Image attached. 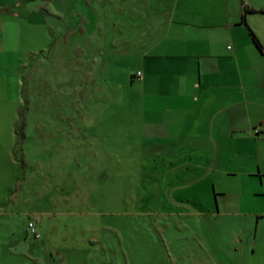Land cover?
<instances>
[{
	"label": "rangeland",
	"instance_id": "374dc122",
	"mask_svg": "<svg viewBox=\"0 0 264 264\" xmlns=\"http://www.w3.org/2000/svg\"><path fill=\"white\" fill-rule=\"evenodd\" d=\"M81 1L66 0L58 19L59 0H28L37 10L46 6V25L22 26L21 33L17 22L3 27L14 38L0 61V146L11 149L19 169L13 163L10 186L7 176L0 181V212H26L40 237L20 227L29 237V256L23 254L22 233L2 217L0 264H197L200 256L264 264V218L245 212L253 204L264 214V195H240V176L214 188L212 171L157 146L140 121L142 91L129 81L137 58L93 49L111 39L122 44L147 26L132 18L126 25L119 0L108 3L111 14L103 5L81 9ZM81 14L86 22L78 25ZM60 115L66 131L58 149V137L45 131ZM8 123L16 132L9 134Z\"/></svg>",
	"mask_w": 264,
	"mask_h": 264
},
{
	"label": "crops",
	"instance_id": "0c3cea01",
	"mask_svg": "<svg viewBox=\"0 0 264 264\" xmlns=\"http://www.w3.org/2000/svg\"><path fill=\"white\" fill-rule=\"evenodd\" d=\"M27 1L0 0V61L6 55L5 42L14 38L4 33L5 23L17 22L20 33L22 26L46 25L42 13H47L46 6L41 4L37 10ZM119 1L126 10V25L132 18V24L147 27L139 34L128 33L122 44L116 45L111 39V43L93 49L137 58L138 65L131 70L129 81H136L142 91L140 121L148 135L155 138L162 150L188 154L186 158L194 167L212 171L214 188L220 180L240 176L241 184L245 182V187L239 189L240 195H264V0ZM81 2V9H99L103 5L107 14L114 10V6H108L111 0ZM134 6L137 9H132ZM66 7V0H59L58 9H54L58 19L65 17ZM83 14L76 22L78 25L86 22ZM98 15L94 19L97 26L102 24ZM109 17L114 22L116 17ZM99 35L92 39L100 40L103 35ZM137 71L139 78L133 76ZM1 87L0 82V91ZM65 120V115H60L54 129L45 131L58 137L53 143L58 149L65 146ZM79 120L83 118L80 116ZM4 126L0 113V135ZM6 127L9 134L16 132L13 123ZM13 163L11 149L0 146V181L7 176V186L14 182ZM14 169L18 171L17 163ZM219 190L225 192L221 187ZM250 206L245 212H256V219L264 218V214L257 213L263 211ZM28 215L0 212V221L2 217L14 219V232L18 226L22 233L20 227L26 229ZM22 236L20 242L26 255L30 248L25 241L29 237H25V232ZM199 238L201 244H207L202 234ZM35 249L33 243V254ZM243 249L242 246L240 253ZM209 260L200 256L196 261L214 264Z\"/></svg>",
	"mask_w": 264,
	"mask_h": 264
},
{
	"label": "built area",
	"instance_id": "2783aa9c",
	"mask_svg": "<svg viewBox=\"0 0 264 264\" xmlns=\"http://www.w3.org/2000/svg\"><path fill=\"white\" fill-rule=\"evenodd\" d=\"M133 76L135 78H139V72L138 71L135 72L133 74ZM27 227H28L29 233H31L34 236V238H39L40 237V233L38 231L37 223L34 220H29Z\"/></svg>",
	"mask_w": 264,
	"mask_h": 264
},
{
	"label": "trees",
	"instance_id": "16d2710c",
	"mask_svg": "<svg viewBox=\"0 0 264 264\" xmlns=\"http://www.w3.org/2000/svg\"><path fill=\"white\" fill-rule=\"evenodd\" d=\"M251 36H252V41L254 42V44L259 47V43H258L257 39L252 34H251Z\"/></svg>",
	"mask_w": 264,
	"mask_h": 264
}]
</instances>
